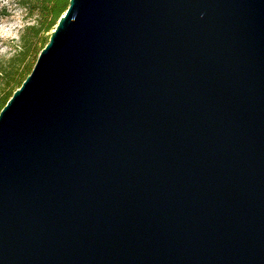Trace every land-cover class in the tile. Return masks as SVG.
<instances>
[{
  "label": "water",
  "instance_id": "water-1",
  "mask_svg": "<svg viewBox=\"0 0 264 264\" xmlns=\"http://www.w3.org/2000/svg\"><path fill=\"white\" fill-rule=\"evenodd\" d=\"M0 264H264V0H70L0 111Z\"/></svg>",
  "mask_w": 264,
  "mask_h": 264
},
{
  "label": "trees",
  "instance_id": "trees-1",
  "mask_svg": "<svg viewBox=\"0 0 264 264\" xmlns=\"http://www.w3.org/2000/svg\"><path fill=\"white\" fill-rule=\"evenodd\" d=\"M70 0H21L22 5L32 14L37 16V24L26 28L22 36L24 50L21 57L12 61L8 68L0 71V76L4 79V87L0 91V111L5 106L14 91L19 88L26 77L31 73V69L22 67L24 56L30 54L34 44H40L37 50H42L49 41V36L45 34L52 32L60 17L67 10ZM35 41V43H34Z\"/></svg>",
  "mask_w": 264,
  "mask_h": 264
},
{
  "label": "rangeland",
  "instance_id": "rangeland-1",
  "mask_svg": "<svg viewBox=\"0 0 264 264\" xmlns=\"http://www.w3.org/2000/svg\"><path fill=\"white\" fill-rule=\"evenodd\" d=\"M37 24V16L22 5L21 0H0V71L9 67L12 61L21 57L24 50L22 36L26 28ZM51 32L45 34L49 36ZM35 43V41H34ZM40 44H34L30 54L24 56L19 69H31L40 54ZM4 87V79L0 76V91Z\"/></svg>",
  "mask_w": 264,
  "mask_h": 264
}]
</instances>
